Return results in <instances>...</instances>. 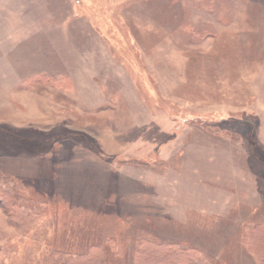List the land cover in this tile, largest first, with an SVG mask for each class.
<instances>
[{"label":"rangeland","instance_id":"1","mask_svg":"<svg viewBox=\"0 0 264 264\" xmlns=\"http://www.w3.org/2000/svg\"><path fill=\"white\" fill-rule=\"evenodd\" d=\"M155 252L264 264V0H0V264Z\"/></svg>","mask_w":264,"mask_h":264},{"label":"trees","instance_id":"2","mask_svg":"<svg viewBox=\"0 0 264 264\" xmlns=\"http://www.w3.org/2000/svg\"><path fill=\"white\" fill-rule=\"evenodd\" d=\"M34 77H36V76H31V78L29 77V78H27L25 81H30V80H32V78H34ZM33 80H35V79H33ZM39 79H37V80H35V81H37V82H39L38 81ZM25 81H24V83H25ZM157 243V242H156ZM155 243V244H156ZM158 244V246L159 247H166V246H170V245H167V244H163V243H157ZM154 251H156V250H154ZM161 252V251H160ZM146 254V253H145ZM170 254V252H165L163 255H157V253L155 252L154 254H148V262H150V264H176L175 262H174V259H172L171 257H165L164 255H169ZM147 255V254H146ZM172 257L174 258L175 256H173L172 255ZM178 260L179 259H181L180 261V264H189V263H184L183 262V260H182V257H180V256H177L176 257ZM60 262V261H59ZM59 262H56L55 264H61V262L59 263ZM183 262V263H182Z\"/></svg>","mask_w":264,"mask_h":264},{"label":"crops","instance_id":"3","mask_svg":"<svg viewBox=\"0 0 264 264\" xmlns=\"http://www.w3.org/2000/svg\"><path fill=\"white\" fill-rule=\"evenodd\" d=\"M199 155V154H198Z\"/></svg>","mask_w":264,"mask_h":264}]
</instances>
